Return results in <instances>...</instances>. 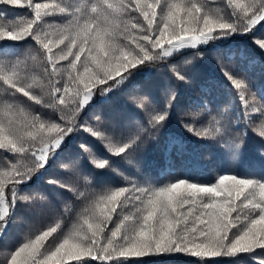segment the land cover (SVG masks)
Masks as SVG:
<instances>
[{"label":"snow or ice","instance_id":"6c2138e0","mask_svg":"<svg viewBox=\"0 0 264 264\" xmlns=\"http://www.w3.org/2000/svg\"><path fill=\"white\" fill-rule=\"evenodd\" d=\"M0 8L31 13V18H17L0 12V42L24 41L28 49L0 66V236H7L18 205L35 210L47 202L44 193L25 190L37 173L58 164L80 179L78 184L47 180L59 190L61 217L73 213L79 202L77 224L65 234L61 219H55L34 238L19 241L0 264H68L85 256L127 264L129 257L185 253L203 259L264 250V169L258 177L220 173L214 182L179 178L158 187L119 172L128 186L95 191L94 172L80 163L118 171L110 157L133 163L169 123L176 100L171 85L164 88L162 103L142 90L129 96L130 105L121 104L111 114L96 107L97 101L108 104L119 96L139 73L166 70L188 84V66L205 56L200 46L236 35L251 34L264 51V38L256 35L264 29V0H226L223 11L206 0H0ZM56 13H63L66 23L46 28L45 17ZM185 49L197 50L173 63ZM230 59L224 51L215 54L216 66L241 102L240 111L233 115L226 103L214 105L204 94L178 121L186 132L216 142L232 158L244 150L261 160L264 86L257 100L245 70H229L222 63ZM37 62L43 71L33 75ZM222 86L215 80L216 88ZM208 91L202 87V93ZM30 102L60 113L59 121L33 113ZM81 111L92 113L93 122L77 119ZM83 133L87 138L78 149L63 156L67 142ZM92 138L102 143L108 158L94 151L99 147ZM172 143L166 141L164 150ZM50 237L53 244L42 252ZM257 261L264 264V257Z\"/></svg>","mask_w":264,"mask_h":264},{"label":"trees","instance_id":"16d2710c","mask_svg":"<svg viewBox=\"0 0 264 264\" xmlns=\"http://www.w3.org/2000/svg\"><path fill=\"white\" fill-rule=\"evenodd\" d=\"M33 2H51V0H33ZM209 7L224 10L226 0H206ZM0 12H7L10 17L31 18V13L27 9H10L0 8ZM46 28L55 29L66 23L63 13H56L52 16L45 17ZM257 36L264 38V29L256 33ZM26 42H0V66L14 59V55L27 51ZM63 47V46H61ZM204 51L203 60L193 62L189 65L191 80L185 84L175 78H171L166 72H159L155 69L145 70L139 73L131 82L127 83V87L119 96L113 97L112 101L104 104L97 101L96 107L101 108L104 113L111 114L119 110L121 104L130 105L129 96L139 95L142 90L151 91L157 98V102L162 103L164 100V88L171 85L175 89L176 100L174 101V112L169 118V123L160 133L157 141H150L148 146L138 152L133 163L121 160L119 157H110L112 159V169H92L87 161L81 160V166L94 172L92 189L100 191L104 188H115L128 186L119 172H123L125 176L131 177L137 181L149 180L154 186H163L170 181H177L179 178H187L190 182H214L220 173L238 174L242 176H260L261 170L264 169V159L258 160L251 151L241 152L232 158L230 152L222 148L216 142L210 139L197 138L186 132L178 121V115L188 110V106L198 97L204 94L209 95L214 105H222L226 103L233 109V115L240 111L241 102L231 93V86L224 79L223 73L215 63V54L217 51H224L231 55L230 60H224L222 63L229 70L243 68L247 73L250 83L253 85L252 91L256 93V99L260 100L261 86H264V51H261L253 43L252 35H236L229 37L226 41H215L213 44L201 45ZM197 49H185L183 55L176 57L172 62L180 63L185 56H190ZM54 51H57L54 49ZM83 59V57H82ZM62 65H66L67 61H61ZM32 74H39L43 70L38 66L32 68ZM215 80L222 82L223 86L215 87ZM63 82V81H62ZM202 87L208 89V93H202ZM39 92V89L36 90ZM111 95V94H109ZM246 94V99H248ZM26 99V98H25ZM47 99V97H45ZM32 107L30 111L35 114H45L47 117L59 121L60 113L54 112L52 109H44L40 105L30 102ZM255 115V114H254ZM83 116L90 123L92 113L84 116L83 111L77 114V119ZM87 138V134H80V138H73L67 142L66 150L63 156L68 157L78 149L81 139ZM258 138L252 137V140ZM99 148H94L98 155L102 158H108L106 152L103 151V145L96 138H92ZM166 141H173L171 147L164 150ZM251 143V141H250ZM30 163V161L28 162ZM59 177L69 184H78L80 179L78 176L68 172V170L53 165L46 173H37L31 181L28 182L26 191L42 192L47 196V202L38 206L35 210H27L18 205L17 218L14 223L10 222L7 236H0V262L4 260V255L10 252L19 241L34 238L43 230L53 224L54 220L61 219V227L66 234L70 231L79 220L78 212L80 204L77 201L75 211L63 217L60 216V210L63 205L60 203L59 190L47 183L49 178ZM264 178V177H260ZM7 194V189H6ZM68 195V194H65ZM11 214V209L9 210ZM110 227V226H109ZM54 237H60V231L54 234ZM53 237H50L44 248L53 244ZM264 257V250L257 249L255 253L237 254V257H215L203 259L192 257L185 253L151 255L147 257H129L127 264H258L257 257ZM125 259V258H120ZM68 264H116V261H101L99 258L82 257L81 261L71 260Z\"/></svg>","mask_w":264,"mask_h":264}]
</instances>
